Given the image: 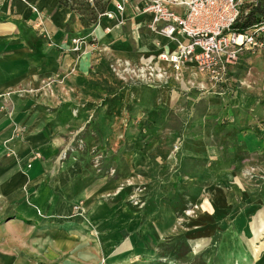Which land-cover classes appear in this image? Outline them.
<instances>
[{
    "label": "rangeland",
    "instance_id": "obj_1",
    "mask_svg": "<svg viewBox=\"0 0 264 264\" xmlns=\"http://www.w3.org/2000/svg\"><path fill=\"white\" fill-rule=\"evenodd\" d=\"M79 11L85 24L86 12ZM88 27L84 38L94 39L92 44L97 41V26ZM122 31L129 33L126 27ZM85 43L80 53L66 51L57 58L49 72L38 76L36 86L19 92L38 97L31 109L47 131L45 148H35L28 163L33 158L46 162L41 180L45 186L50 184L54 195L68 198L63 214L35 207L40 216L37 230L62 227V222L79 215L91 222L88 213L93 210L99 214L100 227L109 217L113 225L107 232L113 234L112 240L136 246L137 254L131 259H138L147 244L144 255L152 256L160 248L164 256L158 259L167 263L171 256L166 253L178 236L186 238L197 258L242 211L247 216L240 220L245 224L240 225L239 244L250 247L248 222L259 214L262 234L253 242L251 257L263 264L264 148L253 157L241 151L236 136L247 128L243 132L238 128L237 118L244 115L235 110L234 100L237 95L246 100L253 97L264 106V60H249L240 69V87L226 86L228 82L213 86L195 74L186 89L177 86L173 93L157 87L171 86L168 73L149 77L140 72L138 60L106 57L102 43L96 54L93 46L87 69L80 70L77 62ZM64 60L66 65L60 67ZM146 85L158 91L142 89ZM24 127L15 131L21 134ZM126 215L139 220L140 226L130 230ZM85 231L102 242V231L90 227ZM99 249L104 260L101 245Z\"/></svg>",
    "mask_w": 264,
    "mask_h": 264
},
{
    "label": "crops",
    "instance_id": "obj_2",
    "mask_svg": "<svg viewBox=\"0 0 264 264\" xmlns=\"http://www.w3.org/2000/svg\"><path fill=\"white\" fill-rule=\"evenodd\" d=\"M140 2L141 0H128L123 12H117L113 1L107 0L105 10L114 11V16H103L96 25L97 17L94 22L85 25L82 24L84 14L79 11L83 9L80 3L87 6L89 0L87 3L86 0H0V264H175L173 260L176 264L184 260L187 262L183 264H257L251 255L254 250L253 242L262 234L258 222L260 216L258 214L248 222L250 247L243 248L238 237L243 233L240 225L245 221L240 220H244L247 215L242 211L232 216L229 226L225 225L224 232L220 233L213 244L211 242L214 239L210 242L200 258L191 254L186 238L179 239L178 236V240L170 245V251L166 253L171 256L167 263L158 259L164 256L160 248L158 252L156 248V253L152 256L144 255L149 251L147 244L142 247L144 249L139 246L144 252L138 259H131L137 254L136 246L112 240L113 234L107 232L113 225L109 217L103 218L104 222L100 227L99 214L93 210L88 213L91 222L79 215L71 221L62 222V227L41 228L45 230L36 228V221L40 216L35 212V207L63 214L68 208V198L61 194L54 195L56 191L51 192L50 184L45 186L41 180L46 162L33 158V162L28 163L35 148H45L47 131L42 129L44 123L38 121L39 114L31 109L38 97L20 96L19 92L26 90L28 86H36L38 76L49 72L56 59L63 58L66 51L80 53L72 50L74 38L87 36L89 25L97 26V41L91 44L95 40H87L85 50L78 59L80 70L87 69L88 58L92 54L90 50L95 47L93 52L96 54L102 43L106 57L115 60H138L140 63L142 58L146 62L152 56L153 62L162 66L170 80L173 79L171 86L158 85V88L162 87L161 90L165 87L172 91L177 86L186 89L193 81L190 78L200 74L189 64L175 77L171 67L157 59L160 52H172L175 43L150 30L151 14L140 13L135 9ZM85 12L88 15V10ZM123 27L134 35L128 36L129 33L122 31ZM260 55H243L238 64L231 68L226 86L243 85L240 69L249 60L258 57L264 60V53ZM65 63L64 60L59 66H65ZM182 78L184 81L180 80ZM142 89L158 91L156 87L147 85ZM234 102L237 104L235 110L244 115L237 118L238 128L242 132L247 128L244 133H238L236 139L240 140L238 144L241 151L253 157L264 148V106L256 98L248 97L246 100L240 95L236 96ZM20 125H25L21 134L15 131ZM218 199L220 200L219 196ZM109 213L113 215V212H108L107 215ZM131 217L126 215V226L130 230L134 226H140V221ZM261 218L264 219V216ZM86 227L102 231V242L99 243L98 237L95 239L90 232L85 231ZM136 240L138 241L137 238ZM100 245L101 251L105 252L104 260L100 259ZM241 252L246 254L243 253L240 258L238 253ZM183 256L187 259L181 258Z\"/></svg>",
    "mask_w": 264,
    "mask_h": 264
},
{
    "label": "built area",
    "instance_id": "obj_3",
    "mask_svg": "<svg viewBox=\"0 0 264 264\" xmlns=\"http://www.w3.org/2000/svg\"><path fill=\"white\" fill-rule=\"evenodd\" d=\"M93 0H89L92 3ZM114 10L123 12L128 0H112ZM255 0H141L137 12L151 14L152 32L175 43L172 52H160L157 59L166 62L177 77L191 64L207 82L223 86L230 78V70L246 53H264V16L245 30L233 29L239 15ZM113 17L114 11L105 10L100 18ZM86 42L84 37L72 40L78 51ZM141 71L149 77L162 78L165 69L153 58L140 61Z\"/></svg>",
    "mask_w": 264,
    "mask_h": 264
},
{
    "label": "trees",
    "instance_id": "obj_4",
    "mask_svg": "<svg viewBox=\"0 0 264 264\" xmlns=\"http://www.w3.org/2000/svg\"><path fill=\"white\" fill-rule=\"evenodd\" d=\"M106 5L107 0H93L92 4L88 3L87 6L80 3V7L83 8L84 11L88 10V15L84 21L85 25L91 24L97 17L102 16ZM246 8L247 12L239 15L237 20L233 23V29L238 31L245 30L264 16V0H255V2L249 4Z\"/></svg>",
    "mask_w": 264,
    "mask_h": 264
}]
</instances>
